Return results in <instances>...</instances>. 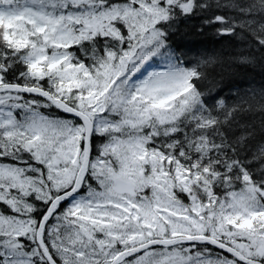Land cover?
Masks as SVG:
<instances>
[{
  "label": "snow or ice",
  "instance_id": "snow-or-ice-1",
  "mask_svg": "<svg viewBox=\"0 0 264 264\" xmlns=\"http://www.w3.org/2000/svg\"><path fill=\"white\" fill-rule=\"evenodd\" d=\"M0 264H264V0H0Z\"/></svg>",
  "mask_w": 264,
  "mask_h": 264
}]
</instances>
